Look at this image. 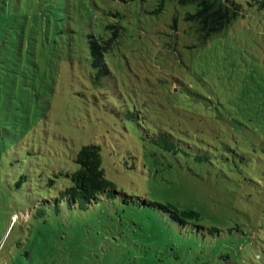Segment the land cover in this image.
I'll return each mask as SVG.
<instances>
[{
  "label": "rangeland",
  "instance_id": "obj_1",
  "mask_svg": "<svg viewBox=\"0 0 264 264\" xmlns=\"http://www.w3.org/2000/svg\"><path fill=\"white\" fill-rule=\"evenodd\" d=\"M235 2L201 43L176 0H0V264H264V0ZM85 145L118 193L199 220L55 211Z\"/></svg>",
  "mask_w": 264,
  "mask_h": 264
},
{
  "label": "trees",
  "instance_id": "obj_2",
  "mask_svg": "<svg viewBox=\"0 0 264 264\" xmlns=\"http://www.w3.org/2000/svg\"><path fill=\"white\" fill-rule=\"evenodd\" d=\"M176 1L180 6L194 5L196 7L195 13L187 14L185 21L194 27L197 40L201 43L206 42L211 36L221 32L239 14V7L235 0ZM107 29L112 33L109 40H90L89 55L92 67L95 69L101 70L104 54L108 52L112 42L118 36V29L116 27L109 26ZM170 140V138L163 139L158 144L164 150H172L175 148V145ZM73 162L77 166V169L72 173L62 174L64 177L63 185L58 187L56 196L51 200L55 205V211H59L64 207L65 210L70 212L84 213L89 207L96 205L101 200V197L108 195L114 197L122 196L132 203L136 199L144 205L157 208L166 214L171 222L183 228L191 221L195 222L199 220L198 213L193 210H179L172 204L148 203L118 193L114 185L104 176L101 168V155L97 146H82L76 153ZM44 203L49 205L50 201H44Z\"/></svg>",
  "mask_w": 264,
  "mask_h": 264
}]
</instances>
